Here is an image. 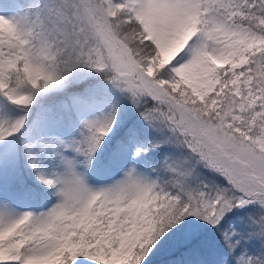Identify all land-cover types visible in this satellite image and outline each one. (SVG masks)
<instances>
[{
	"label": "snow or ice",
	"instance_id": "1",
	"mask_svg": "<svg viewBox=\"0 0 264 264\" xmlns=\"http://www.w3.org/2000/svg\"><path fill=\"white\" fill-rule=\"evenodd\" d=\"M0 264H264V0H0Z\"/></svg>",
	"mask_w": 264,
	"mask_h": 264
}]
</instances>
